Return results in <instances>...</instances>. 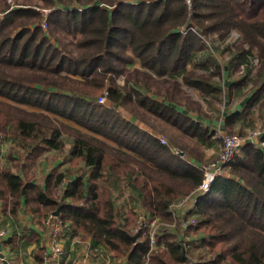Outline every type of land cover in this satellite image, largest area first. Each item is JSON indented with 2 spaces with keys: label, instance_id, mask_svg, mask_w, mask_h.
<instances>
[{
  "label": "trees",
  "instance_id": "trees-1",
  "mask_svg": "<svg viewBox=\"0 0 264 264\" xmlns=\"http://www.w3.org/2000/svg\"><path fill=\"white\" fill-rule=\"evenodd\" d=\"M233 32L242 37L234 68L249 55L260 61L246 110L258 103L264 110V0H193L192 9L186 0H0V144H14L0 162L4 207L15 215L25 203L41 220L59 210L64 224L128 264H145L150 249L134 231L139 208L178 225L160 232L147 264H264V148L240 150L188 213L199 223L183 239L170 208L201 185L193 158L202 159L141 127L149 117L203 145L210 140L209 127L172 107L183 91L176 77L216 96L219 67L190 64L205 38ZM136 59L142 70L128 69ZM242 118L237 111L230 123ZM64 134L75 138L70 157L85 162L86 175L61 189L66 177L58 170L46 186L34 183L32 167L46 151L64 149ZM43 251L35 252L40 263Z\"/></svg>",
  "mask_w": 264,
  "mask_h": 264
},
{
  "label": "crops",
  "instance_id": "crops-1",
  "mask_svg": "<svg viewBox=\"0 0 264 264\" xmlns=\"http://www.w3.org/2000/svg\"><path fill=\"white\" fill-rule=\"evenodd\" d=\"M196 60L197 58L191 62L190 67L194 68L193 64L197 63ZM207 61L213 62V59L209 58L206 60V62ZM226 67H224V64H221V67L219 69L220 74H218V76L214 78L215 86L219 88L224 95L223 98H221L222 105H220L219 108H214V102H209L210 100L208 99L209 97H214V98L219 97L221 92H219L216 96L206 97L199 90L185 85V83H183V79L181 76L176 77L179 83L182 84L183 91L184 90L186 91L187 87L197 90L202 95V97H204V101L207 104L211 105L214 109V113H210L206 111L204 108L205 106L208 107V105L200 103L201 112H199L197 109H188L183 104L182 105L177 104V103L171 104L172 107H174L176 111H178L180 114L186 117L191 116L196 121L202 122L204 127L206 126L210 128L211 134H208V135H210L211 137H210V140L205 141V145L201 144L198 141L197 136H191L190 134H186L191 140L195 139L198 145H201V147L203 146L205 151L209 153L208 155H205L204 158H202V160H200L199 158L197 159L193 158L195 159L193 161L191 159L194 165L198 167L200 170H202V165L204 164L203 160L206 159L205 161H207V159H210L209 158L210 155H217V153L219 152V144L216 145L217 143L213 142L212 139L213 138L217 139L218 134H220V138H221L222 135L229 133V132L239 133L240 126H244V124L247 122V118L249 117L250 109L248 111L246 109L248 106L247 99L250 96H248L246 99L245 97H243L242 103L235 104V107L232 106V99H231L232 92H234V89L238 90L244 85L245 83L244 78L236 79V80L233 79V76H231V73H230V67L232 68L231 71H235L232 62L229 64H226ZM128 69L142 70L140 61L138 59L134 60V62L128 65ZM198 71L202 73V70H198ZM165 77L170 78L168 75H166ZM124 81H125V77H124ZM106 102H107V99L104 103ZM237 111H239V113L242 114L244 118L239 119V120H234L233 122L230 123V116L237 113ZM262 111H263V117H264V110L260 109V112ZM247 112H248V115H247ZM125 115L128 119L138 124V122L132 117H130L128 114H125ZM65 122L66 124H71L72 126L75 127V125H73L72 123H69V121L65 120ZM141 127L143 129L149 130L154 136H156L160 140L161 138L160 135L155 133L147 125L143 124L141 125ZM263 137H264V134H263ZM63 138H64L65 147L62 151L48 150L40 157V159L37 160V163L34 164L33 166V170L35 173L34 179H33L34 183L37 184L39 181H41L42 185L46 186V182H47L46 177L53 170H58L64 173L66 177L64 181L60 184V189H61L62 187L66 188L69 181L73 180L74 177L77 176L78 174L86 175L87 168L85 166V162L83 161L77 162L74 158L72 159L70 157V151L74 147L75 142H76L75 138L73 136H70V134H64ZM67 140H69V142H67ZM246 140L247 141L245 145H252V141L248 137L246 138ZM2 141L8 144V147H7L8 149L6 150V152H5L6 148L0 151V162L6 163L8 162V154L10 152V149L14 144H12L8 140H2ZM164 145H167V144H164ZM185 152L190 154L189 150ZM14 172H16V169H14ZM121 201L119 200L118 202L121 204ZM123 204L124 203H122V205ZM141 210L143 209L139 208L138 210L139 216H140ZM181 214L182 212L180 211L179 216H181ZM47 217L41 220L39 216L33 212L32 208L29 205H26L25 203L22 206V208L17 212V214L12 215L9 212V210L6 209L3 203L0 201V229L7 231V236L1 240L5 242V246H3L2 248V253L5 254L4 255L5 259L6 258L9 259L11 262L12 261L14 262L15 260L18 264H26L24 262V257H25L26 252H29L31 254V257L29 258V262H27V264H45V260H44L45 253L51 254L50 251L53 250L52 244L50 243L49 230H44L43 228L44 220ZM65 225H66L67 235L62 240L64 253L52 259L51 264H78V263L81 264V262H86L87 264H128L127 261L123 258H121L122 259L121 261L120 260L114 261L112 259V253H111L110 248L104 243L98 242L95 239H92L91 237L89 238L86 237L87 243H88L87 247L86 246L83 247L82 245L77 246V244L74 243L76 234L77 233L83 234V232L76 230L75 227H73V225H71L70 223H67ZM80 235H77V236H80ZM32 236L34 237L36 236L37 239L33 241L35 238L32 239ZM11 239H13V242L11 244H7V242ZM90 245H91V249L89 251ZM42 248L44 249L43 261L42 263H40L36 260L35 252L39 251ZM81 256L84 257L85 259L83 258L84 261L82 259L80 262H78ZM16 257L17 259H14ZM0 264H3L1 260H0Z\"/></svg>",
  "mask_w": 264,
  "mask_h": 264
},
{
  "label": "rangeland",
  "instance_id": "rangeland-1",
  "mask_svg": "<svg viewBox=\"0 0 264 264\" xmlns=\"http://www.w3.org/2000/svg\"><path fill=\"white\" fill-rule=\"evenodd\" d=\"M45 11H47V10H43V12H45ZM45 28H47V27L45 26ZM204 40H205V44L207 45V47L203 52H201V54H199L196 62L199 64H204V63H206L207 59L211 58V59H213L215 66L219 67V69H220L221 64H224V67H226V64L231 63L232 60L234 59L235 55L238 54V48L241 46L240 44L242 42V37L240 36L239 33L233 32L232 34H229L225 38H219L217 36H211L209 38H205ZM189 69H192V67H190ZM213 70H214V68H213ZM231 70H232V68L230 67V73H231V76H233V79L236 80V79H241V78L243 79L244 78V82H245L241 88H239L238 90L234 89V92H232V96H231L232 106L235 107V104L242 103L243 97H245V99H246L248 96L253 95V92L256 91L257 87H254L253 79H255L259 75L260 61L254 55H249L248 56V62L246 63V65H242L239 67L236 66V68H234L235 71H231ZM248 72H249V74H248ZM200 73L201 72L198 71V74H200ZM246 75H247V77L245 78ZM117 83L119 85H122L124 83V77L119 76L117 78ZM223 96L224 95L221 92L219 97H216V98L209 97L208 100H210L209 102H214V108H219V106L222 105V99L221 98H223ZM100 98H99V101H100ZM106 99H107V97H106ZM177 100H178L177 102H179L180 104L184 103L193 109L198 108V106L201 107L200 103L207 104L204 101V97H202V95L197 90H194V89H191L188 87L186 88V91L184 90L179 94ZM207 105H208V107H206V106L204 107L205 110L210 112V113H214L213 107L209 104H207ZM261 105L262 104L258 103L256 106H253L250 108L249 117L247 118V122L244 124V126H240L239 133L229 132V133H226L224 135L225 136L226 135H241V136H243V138H247L251 134H253L255 131H258L261 133L264 132L263 111L260 112ZM147 120H148V125L151 127V129L155 133L159 134L161 138L165 139L166 144H170L173 147L177 146L179 148L186 147L190 151L191 155H195L197 157H200L201 159L204 158L205 155L209 154L208 152L205 151L203 146L201 147V145H198V143L195 139L191 140L184 132H182L178 129H174L173 127H170V126H168V125H166L160 121L154 120V119L149 118V117H147ZM144 125H147V124H144ZM152 127H154V129ZM219 138H220V134H218L217 139H214V138L212 139L213 142L217 143L216 145L219 144V152L217 153V155H210L209 156L210 159H207V161H205L206 159L203 160L204 164L207 162H210L212 160H215L220 155L221 147L223 144V138H220V139ZM172 140H173V145H172ZM67 142H69V140H67ZM252 146H255V145H252ZM7 147H8V144L5 142H2L0 144V151H2V149L6 148L5 149V152H6V150L8 149ZM32 169H33V167H32ZM185 198H183V199H185ZM123 202H126V201L122 200L121 204ZM178 204H179V201L175 202L172 205H178ZM135 223H136L135 221H132L129 224V227H128L129 230H131L134 227ZM172 224H174V223H172ZM174 225L176 226V224H174ZM0 230H2V229H0ZM172 230H176V229L174 228ZM188 233H190V231ZM80 234L81 233L76 234L74 243L77 244V246L82 245L83 247H85V246L87 247L88 246L87 238L83 234H81V235ZM77 235H80V236H77ZM30 257H31V254L29 252H26L25 257H24V262L26 264H27V262H29ZM83 258L84 257L81 256L79 258L78 262H80ZM1 259H3V260H1V262L3 264H6V263L7 264H18L15 260H14V262L13 261L11 262L7 258L6 259L1 258ZM14 259H17V257ZM84 259H83V261H84ZM112 259L114 261H118V260L121 261L122 260L121 258L118 259L117 257H116V259H114L112 257ZM114 263H116V262H114ZM78 264H80V263H78Z\"/></svg>",
  "mask_w": 264,
  "mask_h": 264
},
{
  "label": "built area",
  "instance_id": "built-area-1",
  "mask_svg": "<svg viewBox=\"0 0 264 264\" xmlns=\"http://www.w3.org/2000/svg\"><path fill=\"white\" fill-rule=\"evenodd\" d=\"M190 9H192L193 0H186ZM50 13L49 10L45 11L44 14L47 16ZM47 27V24L44 27ZM106 101V96L100 98V102L104 103ZM264 132L255 131L248 138L252 141V145L260 146L264 148V142L261 140ZM223 144L221 147V153L215 160L207 162L202 165V170L204 173V179L200 186H198L188 197L179 201L178 205H172L170 210L177 216L180 217V226L183 230L182 238L184 239V234L190 230L191 227H195L199 221L196 215L187 216L192 209L195 208L198 199L210 191L215 180L222 176L227 168V166L234 160V158L239 154L242 147L246 144V138L240 135H222ZM161 142L166 144L165 139L160 138ZM61 193V190L59 191ZM180 211L182 212L181 216ZM176 224V226L174 225ZM174 224L166 223L159 218L150 219L149 215L141 210L139 219L135 226V233L141 238H147L149 241V252L147 255V264L150 261L152 252L158 248V236L160 232L164 229H177L178 225L176 222ZM44 230H49L50 243L52 244L53 250L51 254L45 253V264H51L52 259L56 256H60L64 253V248L62 245L63 238L67 235L66 225L63 223L59 215L50 214L44 220ZM7 236L6 230H0V240ZM91 245L89 246V251ZM3 260V259H0ZM81 264H87L82 262Z\"/></svg>",
  "mask_w": 264,
  "mask_h": 264
},
{
  "label": "water",
  "instance_id": "water-1",
  "mask_svg": "<svg viewBox=\"0 0 264 264\" xmlns=\"http://www.w3.org/2000/svg\"><path fill=\"white\" fill-rule=\"evenodd\" d=\"M59 210L57 211V212H55V215H59ZM136 239H137V236H134L133 238H132V240L135 242L136 241ZM2 248H3V245H2V241L0 240V257L1 258H5L4 257V254L2 253Z\"/></svg>",
  "mask_w": 264,
  "mask_h": 264
}]
</instances>
